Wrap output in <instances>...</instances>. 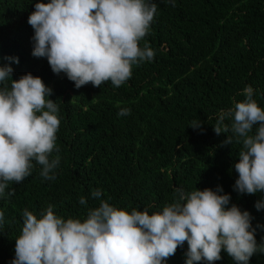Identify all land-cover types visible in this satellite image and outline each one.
<instances>
[{"label":"trees","instance_id":"obj_1","mask_svg":"<svg viewBox=\"0 0 264 264\" xmlns=\"http://www.w3.org/2000/svg\"><path fill=\"white\" fill-rule=\"evenodd\" d=\"M37 2L49 0H0V66H10L14 80L31 73L53 90L49 98L61 123L59 151L50 159L58 155L60 161L55 180H45L33 162L31 175L11 183L0 198V264L15 258L25 208L40 218L52 205L57 216L83 221L106 201L151 215L174 201L177 188H222L220 194L230 195L227 207L248 211L257 243H264V208L255 207L264 192L234 190L242 144H224L233 134L213 129L222 111L246 99L247 86L264 108V0H174L175 6L153 0L157 12L140 47L147 43L154 59L133 66L120 87L109 81L79 89L64 73L54 74L46 58L32 55L34 30L27 20ZM122 108L130 114L119 116ZM194 120L202 127L193 129ZM97 189L101 196L94 198ZM187 247L165 264H186ZM221 257L214 264H235L226 252ZM249 264H264V254L257 252Z\"/></svg>","mask_w":264,"mask_h":264},{"label":"clouds","instance_id":"obj_2","mask_svg":"<svg viewBox=\"0 0 264 264\" xmlns=\"http://www.w3.org/2000/svg\"><path fill=\"white\" fill-rule=\"evenodd\" d=\"M164 2L175 6L174 0ZM34 8L27 20L34 30L32 55L46 58L53 73H64L77 89L109 81L120 87L131 79L133 66L154 59L147 43L140 47L157 12L153 0H49ZM12 73L10 66H0V198L11 183L31 175L33 162L45 180H55L60 161L58 155L50 159L59 151L61 123L58 105L49 98L53 90L39 76L27 73L14 80ZM242 95L246 99L222 111L213 129L217 135L233 134L224 144H242L233 187L254 195L264 192V108L253 99L251 86ZM129 114L127 108L118 112ZM190 126L201 128L202 122ZM222 192L177 188L174 201L151 215L101 201L83 221L57 216L52 205L40 218L25 208L11 264H165L185 242L186 264H214L222 251L235 264H249L257 252L264 254V243H257L250 213L227 207L230 195ZM91 195L99 198L101 191ZM255 207L264 208V202ZM3 220L0 211V225Z\"/></svg>","mask_w":264,"mask_h":264}]
</instances>
